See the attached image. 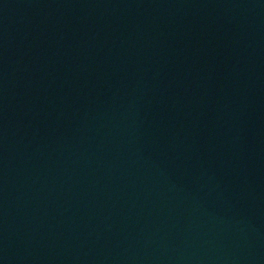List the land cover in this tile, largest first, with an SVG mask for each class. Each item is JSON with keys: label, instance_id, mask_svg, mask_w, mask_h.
I'll list each match as a JSON object with an SVG mask.
<instances>
[{"label": "water", "instance_id": "obj_1", "mask_svg": "<svg viewBox=\"0 0 264 264\" xmlns=\"http://www.w3.org/2000/svg\"><path fill=\"white\" fill-rule=\"evenodd\" d=\"M0 264H264V0H0Z\"/></svg>", "mask_w": 264, "mask_h": 264}]
</instances>
